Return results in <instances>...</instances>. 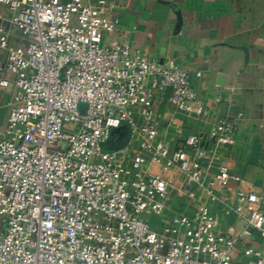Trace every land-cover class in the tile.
I'll return each mask as SVG.
<instances>
[{
	"label": "built area",
	"instance_id": "obj_1",
	"mask_svg": "<svg viewBox=\"0 0 264 264\" xmlns=\"http://www.w3.org/2000/svg\"><path fill=\"white\" fill-rule=\"evenodd\" d=\"M0 4L24 40L10 46L0 26V89L12 91L0 136V264H264V196L241 188L219 152L242 114L187 133L173 150L160 140V93L200 126L214 114L193 85L200 70L191 75L137 48L107 45L103 35L119 20L105 16L103 0ZM121 127L127 145L106 152ZM172 170L186 177L177 192L189 196L187 211L151 224L170 211ZM210 201L242 229L222 232Z\"/></svg>",
	"mask_w": 264,
	"mask_h": 264
},
{
	"label": "crops",
	"instance_id": "obj_2",
	"mask_svg": "<svg viewBox=\"0 0 264 264\" xmlns=\"http://www.w3.org/2000/svg\"><path fill=\"white\" fill-rule=\"evenodd\" d=\"M83 1L92 4L97 0ZM103 1L105 16L119 20L115 32L103 35L107 45L125 44L159 65L191 75L197 70L202 73L200 78L193 77V85L201 103L214 114L200 126L168 104V91L160 93L153 110L161 134L175 145L183 134L206 130L218 119L233 120L241 113L232 143L219 149L221 160L243 180L241 188L264 196V0ZM9 18L10 12L0 4V26L8 35V44L24 43ZM5 61L6 53L0 49V66ZM11 93V89H0V136L6 126ZM217 97L220 103L214 102ZM167 176L175 184L180 173L172 170ZM172 198L184 204L189 200L180 192ZM228 219L236 232L242 229V220L235 216ZM252 243L263 248L257 236ZM236 259L244 261L241 251Z\"/></svg>",
	"mask_w": 264,
	"mask_h": 264
},
{
	"label": "rangeland",
	"instance_id": "obj_3",
	"mask_svg": "<svg viewBox=\"0 0 264 264\" xmlns=\"http://www.w3.org/2000/svg\"><path fill=\"white\" fill-rule=\"evenodd\" d=\"M131 113H132L133 120L138 123L139 122V115H138L137 109H133L131 111ZM158 129H159V132H160V140H164L165 142H167L168 143V146H169V149L170 150H173L176 147L177 144L174 145L173 142H169L168 141L169 139H167L166 137H164L161 134L163 132V130L161 129V126H160V122L159 121H158ZM196 131H194V132H196ZM185 135L186 134H183L181 136V138H183ZM134 149L137 150V151H139L140 154L145 159H148L150 157V153L139 150L138 143L135 144ZM230 172H231V170H230ZM185 180H186L185 175L180 174V176L177 177L176 183L175 184L173 183V189L171 190L170 200L166 203L167 204V207L170 208V211L164 210L163 214L160 215L159 217H157V219L154 218V216L152 218H150V223L151 224H153L154 221L156 222V224H158L159 222H163V221H168L169 222L173 216L178 215V214H182V213H186L188 205L184 204V202H182V201H178V200L173 201V198H172V195L175 192H177V188L183 182H185ZM207 206L209 208L210 214L213 217L217 218L218 223H220L219 229L223 232L226 229V227L229 225L228 224L229 223V219L226 218V216L223 215V208H222V206H220L218 203H212L211 201L207 204Z\"/></svg>",
	"mask_w": 264,
	"mask_h": 264
},
{
	"label": "water",
	"instance_id": "obj_4",
	"mask_svg": "<svg viewBox=\"0 0 264 264\" xmlns=\"http://www.w3.org/2000/svg\"><path fill=\"white\" fill-rule=\"evenodd\" d=\"M85 105H80V110L84 111ZM130 132L125 127L114 129L112 131V138L106 143L105 151L106 152H115L120 149H123L129 140Z\"/></svg>",
	"mask_w": 264,
	"mask_h": 264
}]
</instances>
